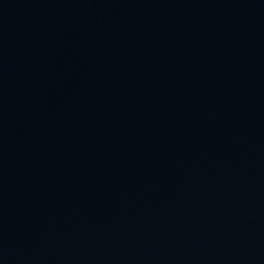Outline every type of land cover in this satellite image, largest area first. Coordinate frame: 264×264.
I'll list each match as a JSON object with an SVG mask.
<instances>
[{"label":"water","instance_id":"95a60500","mask_svg":"<svg viewBox=\"0 0 264 264\" xmlns=\"http://www.w3.org/2000/svg\"><path fill=\"white\" fill-rule=\"evenodd\" d=\"M210 264H264V0H242L232 141Z\"/></svg>","mask_w":264,"mask_h":264}]
</instances>
